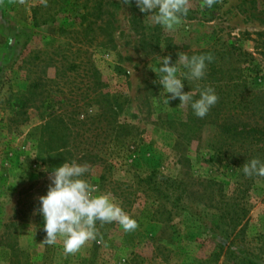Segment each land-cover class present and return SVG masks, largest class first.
Returning a JSON list of instances; mask_svg holds the SVG:
<instances>
[{
  "label": "rangeland",
  "instance_id": "rangeland-1",
  "mask_svg": "<svg viewBox=\"0 0 264 264\" xmlns=\"http://www.w3.org/2000/svg\"><path fill=\"white\" fill-rule=\"evenodd\" d=\"M103 2V19L87 28L88 23L77 25L86 0H0V264H210L216 244L209 238L227 243L192 215L154 221L157 205L145 196L126 213L138 223L134 231L97 221L96 238L74 255H65L62 238L43 243L38 198L47 194L55 169L47 148L44 154L40 148L48 126L57 127L55 147L58 140L68 144L64 162L86 165L82 178L121 208L136 178L158 170L186 179L194 193L188 203L197 212L211 199L237 206L246 245L264 250V177L246 176L239 168L251 156L235 149L210 163L219 139L214 118H198L189 130L183 124H190V104L180 106L179 98L165 104L158 83L161 57L170 55L175 64L179 52L191 57L230 39L253 56L263 76L264 0H218L203 9L202 0H190L187 16L172 30L153 24L136 0ZM178 67V76L187 72ZM251 73L257 82L251 86L264 88L256 70ZM37 83L40 88L32 92ZM183 84L194 96L201 90V80ZM113 96L119 102V96L127 97L130 104L113 111ZM127 123L134 127L125 147L124 132L114 128ZM108 162L114 163L112 173ZM202 181L216 185L202 187Z\"/></svg>",
  "mask_w": 264,
  "mask_h": 264
},
{
  "label": "trees",
  "instance_id": "trees-1",
  "mask_svg": "<svg viewBox=\"0 0 264 264\" xmlns=\"http://www.w3.org/2000/svg\"><path fill=\"white\" fill-rule=\"evenodd\" d=\"M103 1L86 0L84 9L87 11L80 13L77 25L84 27L88 23L87 28H92L95 23L101 21L103 19ZM90 3H94V5L88 7ZM67 7L69 5H65L63 12L68 11ZM35 22L36 25L40 24L36 15ZM225 43L221 48H211L191 53L192 55L212 54L214 57L213 61L207 64L206 75L201 79V90L210 86L214 88L219 97L218 103L202 118L204 121L210 117L214 118L213 125H215L219 134L218 145L214 147L209 162L220 163L235 149L246 153L249 159L251 156V159L258 158L261 162H264V88L252 87L257 82L251 72L255 69L256 76L263 80L264 73L261 76L262 71L259 66L255 67L253 56L244 52L234 42V39H230ZM261 53L264 56V51ZM126 75L129 77L128 73ZM38 88H40L39 83L33 85L31 87L32 92ZM119 97L123 98V102H119L120 98L118 96H113L111 99L113 111H124L125 107L130 104L127 97ZM198 98L199 93L193 99ZM23 99L25 102L31 100L26 96ZM25 106L27 107V105H23V108ZM189 121L190 124H183V126H188L189 130L194 129L200 123L193 111ZM133 127L134 125L127 123L114 128V130H119L117 134L124 132L125 142L123 141L122 145H125V147L131 141L129 138L133 133ZM45 130L46 133L49 132V138L45 133V139L40 145L41 152L44 154V149L47 148L52 167L57 168L65 163L63 156L68 144L66 142L61 144L58 140V148L55 147L57 127L48 126ZM136 139L133 136V140ZM67 156H71V154ZM72 159L74 157L70 158V160ZM42 160L45 164H48V160ZM244 164L245 162H241V166L239 165L241 170H243ZM106 167L109 169V173L114 171L113 162H108ZM198 183L202 187L216 185V182L212 181ZM193 194L186 179L167 176L161 174L158 170H153L146 177H137L134 188L129 186L124 194L125 202L122 204L124 205L122 209L125 213H129L134 203L145 196L147 200H155L153 202L157 205L154 221L172 223L175 216L186 218L192 215L195 222L199 221L204 225L206 232L216 234L226 240L227 243L223 244L217 243L212 237L209 238V242H215L216 244V250L209 255L210 264H220L221 260H224V263L232 262L234 264H264V250L250 249L245 243L244 219L237 206L211 199L207 202L208 204H205L206 210L197 212L188 203ZM133 198H135V202H133Z\"/></svg>",
  "mask_w": 264,
  "mask_h": 264
},
{
  "label": "clouds",
  "instance_id": "clouds-1",
  "mask_svg": "<svg viewBox=\"0 0 264 264\" xmlns=\"http://www.w3.org/2000/svg\"><path fill=\"white\" fill-rule=\"evenodd\" d=\"M20 2L24 3V0ZM43 2L46 4L47 0ZM217 2L218 0H202L201 9L211 8ZM123 3L130 4L131 0H123ZM136 5L141 12L151 13L147 18L153 24L172 30L181 24L182 17L187 16L190 0H136ZM160 47L163 49L165 46ZM177 55L175 64H171L170 55L161 57L158 83L163 86L164 102L168 105L170 99L179 98L180 106L190 104L194 114L202 119L218 103L219 97L214 88L209 86L201 90L199 98L194 100L193 91H183V80L203 79L207 64L211 63L214 57L212 54L189 57L185 52H179ZM180 65L187 69V72L178 76ZM153 103H156L155 99ZM87 171L86 165L77 164L75 161L63 163L49 176L51 183L47 194L38 198L41 207L37 211L43 215L45 221L46 237L43 243L52 245L58 238H62L65 255H74L87 241L96 238L97 221L101 224L117 222L126 232L138 228L137 221L114 203L109 194H97L98 186L82 178ZM243 172L249 177H264V162L253 158L243 165Z\"/></svg>",
  "mask_w": 264,
  "mask_h": 264
}]
</instances>
